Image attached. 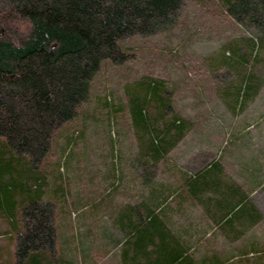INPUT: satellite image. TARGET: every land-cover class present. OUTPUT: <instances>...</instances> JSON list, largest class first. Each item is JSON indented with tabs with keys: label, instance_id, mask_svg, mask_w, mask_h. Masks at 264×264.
Here are the masks:
<instances>
[{
	"label": "trees",
	"instance_id": "1",
	"mask_svg": "<svg viewBox=\"0 0 264 264\" xmlns=\"http://www.w3.org/2000/svg\"><path fill=\"white\" fill-rule=\"evenodd\" d=\"M189 1L255 32L229 36L207 68L233 114L264 87V0ZM185 5L0 0V264H264V240L250 233L263 226L253 194H264V159L231 174L230 137L196 171L175 168L174 150L202 120L181 111L165 78L142 75L117 102L105 93L92 115L84 109L105 65L134 61L132 41L174 28ZM119 111L134 139L127 166ZM208 233L228 253L209 245L201 256Z\"/></svg>",
	"mask_w": 264,
	"mask_h": 264
},
{
	"label": "rangeland",
	"instance_id": "2",
	"mask_svg": "<svg viewBox=\"0 0 264 264\" xmlns=\"http://www.w3.org/2000/svg\"><path fill=\"white\" fill-rule=\"evenodd\" d=\"M185 2L183 14L174 28L132 41L136 45L134 61L119 67L105 65L94 78L91 99L84 105V109H89L87 113L92 115L96 111L95 99L105 93H109L117 102L119 98H123L125 84L142 75L165 78L176 93L181 111L195 123L202 120V124L181 140L174 150L172 162L175 161L180 165L175 168L182 167L192 172L196 171L203 163L218 157L217 151L220 145L225 143V138L231 137L230 141L234 144V148L226 151L222 161L231 174H239L247 162L264 159V87L254 100L245 103L239 110L236 108V112L232 114L230 110H235L236 102H232L233 98L228 91L227 94H223L225 90L220 88L218 93L214 92L213 87L217 84L208 76L207 68L218 64V53L229 36L253 37L255 32L235 24L228 17L200 15L189 0ZM168 50H173L172 56H166L165 52ZM215 57V61L211 60ZM105 62L109 61H103L102 64ZM224 67L222 65L219 69L222 70ZM232 72L234 74V70ZM200 86L205 87L204 93H201ZM201 100L205 103L202 104ZM98 110L104 113L101 107ZM94 116L101 118L100 115ZM115 129L120 138L122 156L127 166L129 157L134 151V139L128 116L123 111L117 113ZM88 130H93L92 126ZM72 164L73 162L69 166L71 167ZM130 172L132 170L128 169L129 175ZM253 199L262 211L263 226L251 230L250 233H255L254 237L264 240V194L257 192L253 194ZM195 232L193 241L198 237L197 231ZM202 234L203 230H201ZM247 235L239 241L243 244L241 248L248 246L250 239L246 238ZM227 244L224 238L212 239L208 233L206 240L201 236L199 251L202 256L211 245L218 251L228 253L230 247ZM237 247L240 248V244Z\"/></svg>",
	"mask_w": 264,
	"mask_h": 264
}]
</instances>
